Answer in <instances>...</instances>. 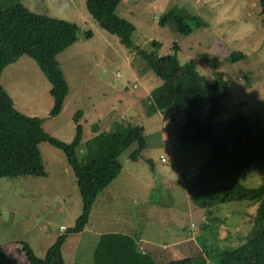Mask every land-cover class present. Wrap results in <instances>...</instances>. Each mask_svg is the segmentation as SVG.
I'll list each match as a JSON object with an SVG mask.
<instances>
[{"label":"rangeland","instance_id":"1","mask_svg":"<svg viewBox=\"0 0 264 264\" xmlns=\"http://www.w3.org/2000/svg\"><path fill=\"white\" fill-rule=\"evenodd\" d=\"M0 4H21L79 28L77 40L57 56L68 84L61 112L49 115L53 106L50 83L35 61L25 55L7 65L0 76V86L10 91L16 110L41 118L44 131L64 142L75 136L73 116L80 110L78 156L84 153V144L96 125L100 130L127 123L143 128L146 147L136 161L128 158L135 144L122 152L123 169L91 208L90 212L100 211L99 233L126 230V226L133 233L145 229L158 245L171 243L174 232L183 233L186 242L170 244L166 251L171 256L161 261L193 257L195 264H215L219 251L237 247L249 237L257 205L249 201L219 204L213 208L216 218H206L203 209L192 205L183 186L167 181L178 171V160L172 158L169 146L176 142L174 136L181 130L183 113L174 107L164 115L146 114L148 94L161 80L135 50L98 25L87 11L86 0H0ZM173 5L198 15L204 25L192 24V31L184 35L173 21L161 23L160 17ZM116 12L134 24L132 41L140 49L166 55L177 43L180 63L194 59L206 80L211 82L218 75L228 81L222 101L228 110L215 120L244 114L252 121H264V15L259 0H122ZM86 30L92 31L88 39L83 36ZM152 41H157L159 48H154ZM231 51L243 52L245 57L231 62ZM207 109L204 103L198 113L202 121ZM167 130L173 136L167 137ZM187 145L194 146L180 147L185 159L197 160L185 174L189 177L199 170L208 149L204 143ZM39 148L46 176L0 177V245H6L14 256L20 257L17 248L27 241L35 254L43 256L45 248L74 225L82 210L76 177L65 154L45 141ZM239 181L256 187L264 181V170L247 173ZM99 203H104L103 207ZM110 215L114 217L109 219ZM97 232L91 236L67 234L64 257L68 264L75 258L82 264H93ZM139 249L146 250L141 244ZM21 263L28 260L16 264Z\"/></svg>","mask_w":264,"mask_h":264},{"label":"trees","instance_id":"2","mask_svg":"<svg viewBox=\"0 0 264 264\" xmlns=\"http://www.w3.org/2000/svg\"><path fill=\"white\" fill-rule=\"evenodd\" d=\"M122 0H86L90 16L107 32L116 35L125 47L136 51L146 67L161 83L148 94L147 114L164 113L178 108L183 113L179 134L182 144L204 143L207 156L199 170L183 177L187 195L196 208L203 209L208 217H214L213 208L232 201H249L257 204V215L249 237L237 247L226 248L216 254L215 264H264V181L256 187L243 185L239 178L247 173L264 170V121H252L247 115L215 120L228 110L223 98L228 92V81L218 75L208 81L197 70L196 61L180 63L177 43L173 52L166 55L148 53L132 41L135 26L118 15ZM264 15V0H259ZM173 21L181 34H189L193 27L204 25L198 15L184 7L173 5L160 17V22ZM78 26L70 21L37 14L24 5L3 7L0 4V75L4 68L22 56H29L37 64L50 83L53 106L50 116L58 115L68 94V84L57 58L65 48L77 40ZM88 39L91 30L83 32ZM159 48L157 41H152ZM231 62L244 58L245 54L231 51ZM206 60V59H205ZM208 104L205 120L198 115L203 104ZM81 111H77L75 136L70 142L61 141L42 127L39 117L25 115L15 109L12 98L0 86V177L46 176L40 143L48 142L60 149L76 177V185L82 202V210L74 225L66 233L58 235L44 257H37L26 243L21 244L30 264H66L62 246L70 232H81L88 222L92 204L122 169L120 155L135 144L128 158L136 161L146 147L143 128L137 124L115 125L100 130L96 125L92 136L85 142V151L77 155L82 138L78 123ZM216 218V217H214ZM93 264H195L196 258L185 257L158 263L142 249L133 236L120 232H104L93 249ZM205 263V261H204ZM0 264H14L4 247L0 245Z\"/></svg>","mask_w":264,"mask_h":264},{"label":"crops","instance_id":"3","mask_svg":"<svg viewBox=\"0 0 264 264\" xmlns=\"http://www.w3.org/2000/svg\"><path fill=\"white\" fill-rule=\"evenodd\" d=\"M60 54V53H59ZM58 54V55H59ZM15 63V62H14ZM3 72V71H2ZM2 74V73H1ZM1 76V75H0ZM229 89V88H228ZM7 93L10 95V97L13 99V97H12V95L10 94V91H7ZM171 109H173V108H171ZM171 109H169L168 111H170ZM167 112V111H166ZM166 112H164V113H161L162 115H164ZM146 114H147V111H146ZM153 114H155V113H153ZM181 131V130H180ZM180 131L178 132V133H176V135L174 136L175 138H176V142L174 141V143H172L169 147H170V150H171V153H172V158L173 159H177L178 161H177V172H176V175L175 174H173L172 176H168L167 177V181H169V182H176L177 184H180L181 186H183L184 188H185V193H187V190H186V187H185V184H184V181H183V177L184 176H186V177H188L187 175H185L187 172H189L190 170H191V168L193 167V165H194V163L197 161V160H195L194 158H192V159H185V155L182 153V150L180 149V147H193L194 145H187V144H182V143H180L179 142V134H180ZM167 134H166V136L167 137H171V136H173L172 135V133L169 131V130H167ZM188 149V148H187ZM184 163V169H182L181 170V161ZM191 166V167H190ZM122 169H123V166H122ZM110 185V184H109ZM108 185V186H109ZM104 190V189H103ZM102 190V191H103ZM101 191V192H102ZM100 192V193H101ZM99 193V194H100ZM98 194V195H99ZM98 195H97V197H98ZM96 197V198H97ZM187 198H188V195H187ZM189 199V198H188ZM95 202H96V199L94 200V202H93V204H92V206L94 207L95 206ZM98 202V201H97ZM103 204L104 203H99L98 205L100 206V207H103ZM252 205H257L256 203H251ZM100 213V211H96V212H90V214H89V218H88V222L86 223V225H85V227H84V229L81 231V232H79V233H81V234H83V235H86V236H91V234L92 233H94V232H97L98 231V225H97V215ZM253 216V215H252ZM114 216H112V215H110L108 218L109 219H112ZM254 217V216H253ZM91 225H93V226H91ZM193 225V224H192ZM126 228V230H116L117 232H120V233H124V234H127V235H129V236H133L135 239H136V242H137V244L140 246V244L141 245H144L145 246V252H147V253H149L153 258H154V260L156 261V262H158V263H163V262H166V261H161V260H163L164 258H167L168 256H171V255H169L168 253H167V249L170 247V244H173V243H175V244H177V243H185L186 241H185V239H184V236H183V233H181V235H177V233L176 232H174V234H173V236H172V238H173V241L171 242V243H169V244H162V245H158V244H156V243H154V242H152L150 239H149V237H150V235H148L147 233H146V231H145V229H143V232H141V231H134L135 233H133L132 231H130V230H128V226H126L125 227ZM116 231H112V232H116ZM109 232H111V231H109ZM102 233H104V232H101V233H99V231L96 233V236H97V241H98V239H99V237H100V234H102ZM157 238V237H156ZM55 240V239H54ZM190 241V240H189ZM53 242V241H52ZM52 242H51V244H52ZM27 243H28V245L30 246V244L31 243H29L28 241H27ZM97 243V242H96ZM14 244H11L10 246H13ZM67 242H66V240H65V242H64V244H63V246H62V255H63V258H64V261H65V263L66 264H68L67 263V261L65 260V257H64V253H65V250L67 249ZM3 247H4V249L6 250V252L9 254V256H10V258H11V260H12V262L14 263V264H16L17 262H21V260L22 259H25V256H24V253H23V250H22V248H21V246H18V248H17V253L20 255V257L19 256H14L12 253H11V251L10 252H8V250H7V248H6V245L4 246V245H2ZM31 247V246H30ZM32 248V247H31ZM230 248H233V247H230ZM13 249V248H12ZM47 247L45 248V251H44V255H45V253H46V251H47ZM69 249V248H68ZM226 249V248H225ZM33 250V249H32ZM34 252V251H33ZM92 253H93V251H92ZM34 254H35V252H34ZM72 254V250H70V252H69V256ZM37 257H43V256H38L37 254H35ZM92 260H93V258H92ZM170 260H174V259H170ZM167 261H169V260H167ZM77 263H80V264H82L83 263V261H80L78 258H75V262H72V263H70V264H77ZM22 264V263H21ZM27 264H30L29 262L27 263Z\"/></svg>","mask_w":264,"mask_h":264}]
</instances>
